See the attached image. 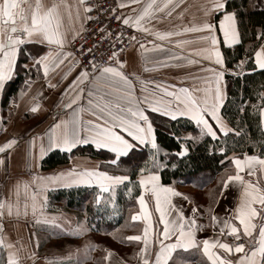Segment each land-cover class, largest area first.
<instances>
[{
  "label": "snow or ice",
  "instance_id": "snow-or-ice-1",
  "mask_svg": "<svg viewBox=\"0 0 264 264\" xmlns=\"http://www.w3.org/2000/svg\"><path fill=\"white\" fill-rule=\"evenodd\" d=\"M3 2L4 0H0V3ZM130 2L139 3V0H130ZM183 3L184 0H159V2L158 0H148V3L134 19L117 15L116 20L120 21L122 19L124 25H129L133 29L147 33L157 40H167L175 48L180 49L193 43L192 40L181 37L187 33H200L196 39H208L209 46L218 53L216 59L208 60L207 56H204L203 59L212 62L217 67L205 66L200 69L199 71L208 74L204 77L186 73L184 78L194 82L191 87H177L176 84L156 83L151 80L141 81L140 77H135L143 85L140 88L141 96L138 98L133 79H130L122 70L124 64L118 58L117 51H112L108 56V59L114 61L116 66H98L94 61H90L89 66L81 69L79 74L61 93L62 96L68 95L67 102L62 103L61 107L71 111L67 113V119L52 125L47 144L41 145L39 158L34 157L33 162L38 167V159L42 160L49 151L59 150L71 153L73 149L81 145H91L97 150H107L112 156L105 163L118 169H120L122 164L131 166L134 160H142L143 166L138 169V186L140 189L153 188V181L148 178H155L156 187L163 190L158 195L155 191L151 192L155 198L157 213L160 216V223L163 224V230L158 234L155 241L154 260L148 258L152 255V241L146 240L144 236L135 237L138 241H144L143 246L139 249L141 264H169L176 250L195 249L201 245L203 253L211 264H225V256L213 251V249L218 248L223 249L228 254L233 252L239 254L236 259L227 256L226 264H264V223H259L258 236H253L254 230L257 229V223H254V221L257 217L260 220L264 219V216H261V213L264 212V188L246 181L240 175L245 168L248 169L249 175H255L254 169L256 165H259L261 173H264V158H260L257 155H248L247 153L244 154L243 159L235 156L231 157L232 163L236 168V174L227 176V179L222 183L224 189L229 187L230 181L233 182V186L242 189L239 203L234 210V219L239 222V227L233 224L231 218H221L215 214L211 215V224L215 227L219 222L222 225L219 228L220 234L232 236L233 243L222 242L219 236L214 240L207 238L202 241L198 240L196 232L202 230L205 225L198 224L193 217H186L183 210L177 208L171 199V197L183 196V194L176 191L173 186H165L161 183L162 176L169 170L175 173L184 160L190 158L192 151L204 143L205 137H209L213 141L219 139L213 124L209 122V118L224 137H227L229 132H234L236 136L242 135L243 130L230 127V121L222 112V109H225L228 103L229 81L225 80V76H233L236 81H240L245 75L255 73L257 70L264 73V22L259 25L258 31L255 33L261 43L258 44L253 56H250L247 61H239L229 68L227 65L231 61L227 60L218 48L219 41L214 34L217 30L216 16L220 17L218 29L223 34V43L231 47L241 42L237 13L231 9V0H208L204 9V18L199 25L191 27L184 25L183 12H178L176 16L180 20V24L173 25L170 30L161 31L151 25L152 20L159 23L172 16L173 11L180 8ZM16 4L21 7L24 6L23 0H16ZM79 5L84 8L85 13L90 11L85 6V0H79ZM123 6L121 4V7ZM28 7L30 8L31 6L29 5ZM40 7L41 5L37 2L36 9L38 10ZM56 7L53 4L46 14H39L37 10H32L30 24L28 23V16L22 17L25 21V26L20 29L14 26V19L11 25L8 19H0V92L6 93L8 85L14 80V70L21 46H27L29 42L47 46L48 50L42 54L33 55L29 53L28 55L33 60V63L31 65H23L24 69H42L46 80L50 69L54 70L55 67H59L73 55L71 51H66L65 47L74 42L77 34L73 33L69 37L61 30L60 18L55 14ZM133 11L136 10L134 9ZM157 13L162 15H156ZM119 36L120 34L118 33L117 37L119 38ZM174 37L176 39H171ZM130 39L135 40V36H131ZM147 42L151 45V48L145 49V51L165 50V44L163 43H153L152 40ZM140 48L144 49V44H141ZM168 51L169 54L164 56L162 60L154 62V69L162 67L184 68L200 63L199 60L184 57L182 53H177L174 50ZM192 51H195V49H192ZM178 61H184V63H179ZM145 71H149V69L145 68ZM68 75L69 73L66 72L61 77V81L66 80ZM105 78L114 80L123 86L122 88H114L112 92H108L106 95L122 94L116 95L115 100H104L102 95L99 102H97V100L93 99L96 93L92 89L95 87L96 81ZM85 81H89L92 85L87 92V109L80 103L85 92L83 87ZM24 83L25 86H28L30 80L26 79ZM149 84H155V89L152 92L148 91L147 85ZM49 87L56 88L57 84L49 83ZM195 93L200 95L197 96ZM238 95L241 96V102L243 103L242 94L238 93ZM260 95L261 99L264 100V93ZM14 101L15 97H13ZM242 103L237 106V111L240 113L244 111ZM39 107V104H34L31 111L36 113ZM253 107L255 108L256 106ZM84 111H88L94 119L83 120L81 113ZM153 113L169 117L172 121H177L180 117H187L194 122L196 129L199 131L196 132L194 130L191 133L174 134V137H178L179 143L173 150L169 151L167 146L160 143L154 127V119L150 118ZM259 116L261 135L264 136V107L259 108ZM145 125L151 131V139L145 133ZM57 129L60 131L58 132ZM124 142H127L126 148L117 147V145H121ZM16 143L17 141L12 139L0 145V153L13 149ZM226 145L227 141L224 140L223 145H208L205 150L209 151L210 154L218 152L225 159H228ZM253 147L255 148L256 145L253 144ZM144 148L148 149L147 159L144 158ZM3 164L4 159L0 158V165ZM125 182H127V194L131 195L134 185H132L130 175L110 174L108 171H100L96 168L84 171L72 168L48 176L33 175L32 180V183L37 184L41 192L48 185L55 187H71L73 185L91 187L96 185L102 193H112L108 202H114L116 187ZM14 192L17 196L16 207L17 213H19V182L14 185ZM24 193L30 198L31 211L37 223H40L41 220L45 223H55L58 219L57 217L48 218L44 215L43 208L45 207L46 197L44 200H39L40 192L32 191L29 193L28 183L24 184ZM183 198L185 200L189 199L187 196H183ZM138 202L142 211L146 207L143 195L138 198ZM94 203L96 205L101 203L100 195L95 197ZM6 206L9 214H11L12 204L8 203L6 205L5 201L0 200V210H3ZM28 207L29 205L25 203V214H27ZM192 212L196 213L197 208L194 207ZM150 216L149 213V218ZM169 217L173 218L169 219ZM139 218L140 213L133 215V219ZM57 227H60V225H57ZM0 228H2V225H0ZM241 228L243 231L242 235L240 234ZM84 230L85 226L80 223H77L75 228L69 229L73 233ZM244 237L249 239H247L246 243L240 242ZM0 245L9 250L7 264H24L25 261L29 260L32 261V264H35V260L38 259L34 251L30 255L20 257L18 255L19 250L16 252L11 251L13 245L3 239H0ZM105 259L107 260L108 257L106 256ZM121 264H124V262L122 261Z\"/></svg>",
  "mask_w": 264,
  "mask_h": 264
},
{
  "label": "crops",
  "instance_id": "crops-1",
  "mask_svg": "<svg viewBox=\"0 0 264 264\" xmlns=\"http://www.w3.org/2000/svg\"><path fill=\"white\" fill-rule=\"evenodd\" d=\"M118 1L121 8V17H132L133 19L148 3V0H139V3H132L130 2V0ZM37 2H39V4L41 5L38 10L36 9ZM14 3L16 5V9L13 12L12 20H15L14 26L17 29L23 28L25 26V21L22 19V17L28 16V23L30 24L32 10H37L39 14H46L48 9L52 8L53 4L57 6L55 14L60 18L61 30L65 33V35L71 37L73 33H76L77 39L83 33L87 22V13H85L84 8L79 5V0H23L24 6L22 7L16 4V0H14ZM207 3L208 0H184V3L180 6V8L173 11L172 16L162 20L159 23H157L155 20H152L151 25L155 26L161 31L170 30L172 29L173 25L180 24V20L176 18L178 12L184 13V25H187L189 27L193 25H199L201 20L204 18V9ZM121 4H123L124 6L121 7ZM29 5L31 6L30 8L28 7ZM3 9L4 2L0 3V19H3ZM134 9L136 11H133ZM156 15L162 14L157 13ZM215 19L217 21V30L214 34L218 38V48L222 53L221 44L223 43V34L218 29V21L220 17L216 16ZM12 20L9 22L10 25ZM121 21L123 23L122 19ZM126 26L131 27L129 25ZM134 30L137 33L136 40L134 41L132 46L118 58L124 64L122 70L129 76L130 79H133V82L135 84L136 96L138 98L141 96L140 88L143 85L139 81H137L135 77H140L141 81L151 80L155 81L156 83L176 84L177 87H191L194 82L184 78L186 73L204 77L208 74L206 72L199 71L200 69L204 68L205 66L213 68L217 67L212 62L203 59L204 56H207L208 60L216 59L218 57V53H216L209 46L208 39H196V37H198L200 33H187L183 37H181L183 39H190L193 41V43L191 45L185 46L183 49H180L175 48V46L168 43L167 40L160 41L155 37L138 29ZM171 39L176 38L174 37ZM149 40H152L153 43L165 44V50L145 51V49L151 48V45L147 42ZM141 44H144V49L140 48ZM70 47L71 45H66L65 50L71 51ZM226 47L229 48V46ZM21 48L25 49V55L29 58V61L27 63L28 65H31L33 63V60L28 55L29 53L33 55H39L48 50L46 45L31 42H29L27 46H21ZM192 49H195V51H192ZM168 50H174L177 53H182L184 57H188L193 60H199L200 63L184 68L162 67L154 69V62L162 60L164 56L168 55ZM178 62L184 63V61ZM112 66H116L115 63ZM145 68L149 69V71H145ZM81 69H83V66L74 55L66 59L64 63L59 67H55L54 70L50 69L47 80L44 77L42 69H28L31 71L33 70L34 74L37 73L38 70L40 71V73L39 75H37V77L31 79L29 88L14 107L13 114L11 115L9 113V111L12 110V107H8V109L6 110H2L0 107V145H3L4 143L12 139H15L17 141L13 149L6 150L5 153H0V158L4 159V164L0 165V200L5 201L6 205L8 203H11L13 206L11 214H9L7 206L3 210H0V225H2V228H0V239H3L7 243L13 245L11 251L16 252L17 250H19L18 255L20 257L30 255V253L34 251L38 257V259L35 260V264H121L122 261L124 262V264H141L139 258V249L143 246L144 241H138L135 239V237L144 236L146 240L152 241V255L148 258L150 260H154V253L156 250L155 241L158 234L163 230V224L160 223V216L159 213H157L155 198L151 193L155 191V193L158 195L163 191L162 189L156 187L157 182L155 181V178H148L152 179L153 188L145 190L140 189L141 193L136 200L137 209L131 216V222L136 225L134 226L132 231L127 232L125 239H119L114 235V233L118 232V230L114 231V233H110L111 237L109 238L114 241L112 243L107 241L106 239L108 238L106 237L105 240H95V242L90 243L89 245L85 244L84 240L86 239L85 232L87 231V223L84 217H82V224L85 226V230L82 231V235H85H83L82 237L80 235L77 236L74 240L76 241L75 243L65 244L63 242H57L55 235H57L58 233L60 235L63 234L64 231L62 230V228L67 229L72 225L70 223L69 225L60 224V227H57L56 221L55 223H45L43 222V220H41L40 223H37V220L33 216V213L31 211L30 198L24 193V184L28 183L29 193H31L32 191L40 192L41 194L39 196V200H44V198L46 197L47 199L45 202V207L43 208V212L46 217L52 218L55 217V213L48 207L49 193L51 191L64 188L88 186L73 185L71 187H55L52 185H48L41 192V189L37 186V184L32 183L33 175L48 176L56 172L70 170L72 168H76L78 171H84L86 169L92 168L103 171V161L82 156L72 158L67 167H62L50 171H43L41 169L43 159L55 150L49 151L42 160L38 159V167L33 162L34 157L39 158L41 145L47 144L48 135L50 133L52 125L54 123H59L61 120L67 119V113L71 110L65 109L61 107V105L62 103L67 102L68 95L65 94L62 96L61 93L64 92V89L79 74V71ZM66 72L69 73L68 78L61 81V77ZM49 83L57 84V87H49ZM83 87L85 88V92L82 95L80 103L85 107V109H87V92L89 88L92 87V85L89 83V81H85ZM122 87L123 86L118 82L107 78L96 81L95 87L92 89L96 93L93 99L99 102L100 97L103 95L104 100H115L116 95L122 93H115L112 96H108L106 95V93L112 92L114 88ZM147 87L148 91L152 92L155 89V84H149L147 85ZM1 94L2 92H0V102ZM195 95L199 96L200 94L195 93ZM34 104L40 105L36 113H33L31 111V108L34 106ZM81 118L85 121L94 119V117H92L88 111L82 112ZM180 118H186L190 120L187 117ZM209 122L213 124L214 129L217 131L218 137H220L222 133H220L219 129L216 128L214 122L211 121L210 118ZM57 131L59 132L60 130L57 129ZM145 133L148 135V138L151 139V131L150 129H148L147 125H145ZM126 146L127 142H124L121 145H117V147L125 148ZM233 156L240 159H243L244 157L233 154L228 158V160L230 161L229 169L233 171L231 175L236 174L235 165L231 160V157ZM254 171L256 173L255 175H249L248 169L245 168L240 173V175L246 181H250L251 183L258 185L261 188H264V173H261L259 165L255 166ZM138 180L139 176L137 178V182ZM18 182L20 185L19 213H17L16 207L17 196L14 192V185H16ZM119 186H117L116 189ZM91 188L99 189V187L96 185L91 186ZM174 188L176 191L182 193L183 196H187L189 199L185 200L183 196H174L171 197L173 204H175L177 208L182 209L186 217H193L196 219L198 224L205 225L202 230H198L196 232L198 240L202 241L206 238L209 240H214L217 236H219L222 242L233 243L232 236L220 234L219 228L222 225L219 222L217 223V226L213 227L211 224L212 221H208V215L201 209L205 204L204 197L203 201L201 202H198L194 198V194L198 193L199 191H197L190 185L187 186L182 184ZM240 191H242V189L233 186V182L230 181L229 187L227 189L223 188L217 205L213 210V214L217 215L218 217L231 218L233 224L237 225L238 227L239 222L234 219V210L239 203ZM106 194L112 195L111 192H108ZM141 195H143V199L145 200L146 205V207L143 208L142 211L138 202V198ZM25 203L29 205L27 214H25L24 211ZM194 207L197 208L196 213L192 212V209ZM63 211L66 216L76 218V216L73 215L76 213L75 211ZM139 213L140 218L133 219V215H137ZM149 213L151 215L150 218ZM261 216H264V212L261 213ZM172 218L173 217H169V219ZM254 223H257V229L254 230L253 236L257 237L259 223H264V219L260 220V218L257 217ZM60 229L62 230V232H59ZM240 234H243L242 228ZM247 239L249 238L244 237L242 239V242L246 243ZM8 251V249H5L2 245H0V264H7ZM213 251L221 256H225V264L227 256H230L233 259H236L239 256V254L235 252L228 254L223 249L219 248L213 249ZM184 252H196L197 254L201 255L208 264H211L207 256L202 251V245L199 248L195 249L176 250L173 253L172 259L169 261V264H200L197 260L190 261L191 259H188L193 254H187ZM109 253H111V255H109ZM106 256L108 257L107 260L105 259ZM24 264H32V261H25Z\"/></svg>",
  "mask_w": 264,
  "mask_h": 264
},
{
  "label": "trees",
  "instance_id": "trees-1",
  "mask_svg": "<svg viewBox=\"0 0 264 264\" xmlns=\"http://www.w3.org/2000/svg\"><path fill=\"white\" fill-rule=\"evenodd\" d=\"M231 9L237 13L241 42L229 48L223 43L221 44L223 55L231 61L227 65L229 68L239 61H247L250 56H253L258 44L261 43L255 33L258 31L259 25L264 22V0H231ZM25 54V49L21 48L18 52V61L14 70V80L8 85L6 93L2 92L1 94L0 107L2 110L12 107V110L9 111L11 115L16 104L29 88L31 79H34L40 73L38 70L34 74L33 70L23 68V65L29 61ZM26 79L30 80L28 86H25L24 83ZM225 80L229 81L228 103L226 108L222 109V112L230 121V127L243 130L242 135L236 136L234 132H229L227 137L222 134L216 141L205 137L204 143L192 151L190 158L184 160L175 173L169 170L162 176V183L165 186L190 185L203 193L205 204L201 209L208 215V221L211 220V215L223 190L222 182L233 171L229 169L230 161L228 159H225L218 152L210 154L209 151L205 150L206 146L223 145V141L226 140V155L228 157L233 154L244 156L247 153L248 155H257L264 158V136L261 135L259 116V108L264 107V100L261 99L260 95L264 93V73L257 70L255 73L245 75L240 81H236L233 76H225ZM238 93L242 94L243 103ZM13 97H15L14 102ZM241 103L244 107L242 113L237 111V106ZM150 118L154 119V126L160 143L167 146L169 151L173 150L179 143L178 137H174V134L199 131L196 129L195 124L186 118H178L177 121H172L170 118L157 114H151ZM253 144L256 145L255 148ZM143 151L145 153L144 158L147 159L148 149L144 148ZM81 156L103 161L102 170L108 171L110 174L130 175L132 185H134L133 192L131 195L127 194V183L119 186L116 189L114 205L109 206L106 200L103 199L108 194L102 193L97 188L73 187L53 190L49 193V209L57 212V208L54 207L61 204L65 210L75 211L79 215L78 218L84 217L88 227L93 232L108 235L118 230L114 235L119 239H125L127 232L132 231L136 225L131 222V216L137 209L136 200L141 193L137 178L139 176L138 169L143 166V161L134 160L131 166L122 164L118 169L105 163L112 156L107 150H97L91 145H81L73 149L71 153L59 150L51 152L43 159L41 169L50 171L67 167L72 158ZM97 195L101 196L99 205L94 203ZM196 252L184 253L193 254L188 258L191 259L190 261L197 260L200 264H208Z\"/></svg>",
  "mask_w": 264,
  "mask_h": 264
},
{
  "label": "built area",
  "instance_id": "built-area-1",
  "mask_svg": "<svg viewBox=\"0 0 264 264\" xmlns=\"http://www.w3.org/2000/svg\"><path fill=\"white\" fill-rule=\"evenodd\" d=\"M85 6L90 9L87 22L83 33L71 44V52L83 68L88 67L90 61L98 66H112L114 61L108 59L111 52L117 51L118 57L123 55L136 40L137 33L116 20L117 15L121 16L118 0H85ZM131 36H135V40H131Z\"/></svg>",
  "mask_w": 264,
  "mask_h": 264
},
{
  "label": "rangeland",
  "instance_id": "rangeland-1",
  "mask_svg": "<svg viewBox=\"0 0 264 264\" xmlns=\"http://www.w3.org/2000/svg\"><path fill=\"white\" fill-rule=\"evenodd\" d=\"M112 195L110 194V195H107V196H105L103 199L104 200H106V202H107V204L109 205V206H113L114 205V202H108L109 201V198L111 197ZM115 197H116V191H115ZM194 198L198 201V202H201V201H203V194H201V193H196V194H194ZM55 209L57 208V212L56 211H54V213H55V217H57L58 219L56 220V224L57 225H60V224H66V225H69V223L72 225L70 228H67V229H64V228H62V230L64 231V233L63 234H57V235H55V238H56V241L57 242H63V243H65V244H69V243H75L76 241H74L75 240V238L77 237V236H83V235H85L86 234V239L84 240V243L85 244H87V245H89L90 243H93V242H95V240H105V238L107 237L108 239H106L107 241H109L110 243H112V242H114L111 238H109V237H111V234H108V235H104V234H101V233H96V232H93L89 227H88V225H87V228H86V232H85V234H83L82 235V232H77V233H73V232H71V231H69V229H71V228H75L76 227V225H77V223L79 222L80 224H82L83 223V219H82V216H81V218H78V214L77 213H75V214H73V215H75L76 216V218H72V217H68V216H66L65 214H64V211L63 210H65L64 209V207H62V205L61 204H58V205H56L55 207H54ZM62 230L60 229V231L59 232H62ZM100 236H102V237H100ZM76 263V262H75ZM77 264V263H76Z\"/></svg>",
  "mask_w": 264,
  "mask_h": 264
},
{
  "label": "water",
  "instance_id": "water-1",
  "mask_svg": "<svg viewBox=\"0 0 264 264\" xmlns=\"http://www.w3.org/2000/svg\"><path fill=\"white\" fill-rule=\"evenodd\" d=\"M16 9L14 0H4L3 19L6 18L9 22L12 20L13 12Z\"/></svg>",
  "mask_w": 264,
  "mask_h": 264
}]
</instances>
